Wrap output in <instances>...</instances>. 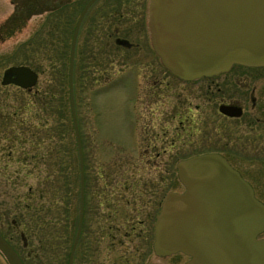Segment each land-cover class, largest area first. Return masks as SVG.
<instances>
[{
	"label": "rangeland",
	"instance_id": "obj_1",
	"mask_svg": "<svg viewBox=\"0 0 264 264\" xmlns=\"http://www.w3.org/2000/svg\"><path fill=\"white\" fill-rule=\"evenodd\" d=\"M14 6L13 0H0V81L7 67L21 64L32 67L38 73L39 87H43L49 80H52V65L61 72L57 74V77L62 79L65 76L62 72H66L67 75L69 66L70 18L65 13L68 7L59 13L58 19L52 18L51 12L43 15L33 14L24 16L8 28L9 25L6 26V24L13 17ZM91 46L93 52L91 65L89 68L83 67V70L86 69L87 77L79 73L80 68L76 67L73 70L76 117L90 147V160L93 165L90 173L91 177H94V182H89L87 203L84 198L83 217L87 218V226L84 230V237H80L75 247L72 264H143L147 261L182 264L187 258L186 255L176 253L159 257L152 249V239L149 240L157 198L164 192H181L184 189L177 179V170H175L178 157L208 151L222 153L252 185L255 196L264 202V164L244 162L241 157L243 154L239 155L234 152L230 144V130L236 129V133H243L245 122L235 124L233 120L218 112L219 103L230 102L239 97V94L223 85L228 81L232 82L230 80L233 74H222L213 81L204 82L203 122L198 126V136H191L190 126L187 127L185 136L179 130L182 128L181 124L184 125L179 122V119L184 117L183 112L186 109H181L180 114L176 112L174 117V113L171 114L170 111H173L177 105L184 108V95L193 98L196 94L194 88L188 87L189 85L187 87L175 85L176 82L157 71L154 86L137 85L136 91L139 92V97L142 93V100L141 104L137 103V106H134L139 109V112H134V110L131 116L129 107L132 101L129 102V98H126L128 91L126 85L103 82V74L115 71L116 67L112 65L108 71L104 70L100 61V54L103 50L102 40L92 42ZM254 74L262 75L263 72L256 71ZM170 80L175 84L170 83ZM211 84H216L219 89ZM235 85L239 88L234 83L233 86ZM150 89L161 92V96L154 100L145 99L143 94ZM21 90L22 88L13 84H0L2 110H9L12 106H18L21 103L25 96L24 89ZM67 93L65 89V95ZM151 111H153L152 115ZM134 116L137 119L133 132L134 142L125 145L126 139L122 138L128 123L131 120L134 121ZM157 122L167 125L166 127L171 130L170 186L166 185L167 182L164 179L167 177L164 171H167L168 165L139 161V158H145V154L141 155L143 147L137 139L138 131L142 128L145 130L147 128L149 131L148 126L157 124ZM12 127L10 122L6 123L7 129L12 130ZM236 139L237 143L243 142V136L236 137ZM128 158L135 159V163H124L123 160ZM98 166H100L99 171H97ZM106 174L117 177V182L113 181L111 183L113 186L108 185L109 191L105 190L103 193L100 189H103V183L107 182ZM31 178L36 179L33 175ZM122 183L126 185L123 187ZM72 204H70L69 214L71 220H67L71 223V227L64 233H57L52 237L54 242L52 257L55 261L53 264H65V256L71 251L74 241L72 231L75 228L73 217L77 213L76 204ZM109 210L114 211L116 215L111 220H106V212ZM1 212L2 210H0L1 232L7 236H13L17 250L24 255L23 242L20 236L16 237L14 233L12 219L6 218ZM110 221L116 226L119 225L116 228L117 239L115 241L108 239L104 234L103 238H99V225L103 223L107 225ZM260 237H264V232L260 234ZM45 259L44 255L43 260ZM0 264H8L1 252Z\"/></svg>",
	"mask_w": 264,
	"mask_h": 264
},
{
	"label": "water",
	"instance_id": "obj_2",
	"mask_svg": "<svg viewBox=\"0 0 264 264\" xmlns=\"http://www.w3.org/2000/svg\"><path fill=\"white\" fill-rule=\"evenodd\" d=\"M93 0L83 7L79 22ZM149 31L155 52L173 75L183 80L211 77L232 65L264 66V0H150ZM72 40L68 86L80 175L79 217L67 264H72L84 210V160L73 92ZM38 73L28 65H11L0 84L22 89L36 85ZM230 117L239 106L220 104ZM184 189L166 193L154 221V254L182 253L183 264H264V202L252 185L219 152H204L176 162ZM0 252L8 264H24L0 234ZM145 264H165L148 261Z\"/></svg>",
	"mask_w": 264,
	"mask_h": 264
},
{
	"label": "flooded vegetation",
	"instance_id": "obj_3",
	"mask_svg": "<svg viewBox=\"0 0 264 264\" xmlns=\"http://www.w3.org/2000/svg\"><path fill=\"white\" fill-rule=\"evenodd\" d=\"M88 1L89 0H13L15 6L12 13L13 17L10 20L12 23L8 22L6 26L9 25V28L24 16H31L33 14L43 15L51 12L53 15L52 18L58 19L60 16L59 13H62L65 7H68L65 13H67L70 18L68 37L70 38L69 55L72 40H75L73 70H75L76 67L80 68L81 70L79 73L87 77L86 69L83 70V67L89 68L91 65L93 54L91 44L101 39L103 42V50L100 54V61L104 70L108 71L112 65L116 67L115 71L109 74H103L101 71L103 74V82L105 84L120 83L126 85V89H128L126 98H129V102L132 101L129 107L131 116L134 110V112H139V109L134 108V106H137V103L141 104L142 100V93H140L139 97V92L136 91L137 85L148 84L154 86L157 71L162 72L164 74L163 76L173 80L177 84L173 83L171 80L170 83L179 85L180 87H187V85H189L188 87L194 88L196 94L193 98H189L186 94L184 95V108H180L177 105L173 111H170L171 114L174 113V117L176 112L180 114L181 109H186V111L183 112L184 117L179 119L180 123H184V125L181 124L182 128L179 130L184 133L185 136L187 135V127L189 126L191 129V136H198V126L203 122L204 82L213 81L222 74H233L231 76L232 80H230L232 82L228 81L223 85L229 88V90H232V92L239 94V97L233 101L223 103L241 107L242 114L238 117H230L222 114L219 109L218 112L233 120L235 124L241 121H244L246 124L245 131L241 134L236 133V129L230 130V144L234 152L239 155L243 154L241 157H243V161L246 163L264 164V66L234 64L228 71L211 77L183 80L166 69L155 52L149 31L150 0H93L86 8L77 27V22L83 7ZM82 63L83 66H81ZM256 71H262L263 74L255 75L254 73ZM234 83L237 84L239 88H237L236 85L233 86ZM211 86L219 89V86L216 84H211ZM143 96L145 99L154 100L161 96V92L151 91L150 89L147 93H144ZM139 99L140 101L136 102V100ZM220 104L222 103H219V105ZM137 114L141 117L139 113ZM152 114L153 111H151V115ZM136 121L137 119L134 116V121L131 120V122L128 123V127L122 138L123 140L126 139L125 145L134 142L133 132L137 125ZM129 126L131 128H129ZM166 126L167 125L157 122V124L148 126L150 129L149 131L147 128L146 130L142 128L138 131L137 139L143 147L141 155L145 154V158H139V161L142 163H164L168 165L167 171H164L167 173V177H164V179L167 182L166 185L170 186L172 143L171 130ZM240 136H243V142L237 143L236 137ZM195 154L200 153H194L192 155ZM192 155L178 157L176 162ZM134 160L135 159L131 160V158H128L124 159L123 162L135 163ZM116 179L117 177L113 180L115 183L117 182ZM106 181L107 182L103 183V188L105 189L108 188L109 184L113 185L111 184L113 181L110 183H108V179ZM158 181L160 180L158 179ZM122 185L124 187L126 184L122 183ZM167 192L161 194L156 200L157 207L156 211L153 213L149 238V240L152 239V243L154 239V221ZM115 215L116 213L111 218L115 217ZM112 221L107 223V225L111 228L110 238L112 241H115L117 239L116 228H118L119 225L116 226ZM186 257L185 261L189 258L187 255ZM145 263L146 262L143 264Z\"/></svg>",
	"mask_w": 264,
	"mask_h": 264
},
{
	"label": "trees",
	"instance_id": "obj_4",
	"mask_svg": "<svg viewBox=\"0 0 264 264\" xmlns=\"http://www.w3.org/2000/svg\"><path fill=\"white\" fill-rule=\"evenodd\" d=\"M51 70L52 80L43 87L36 83L32 92L34 87L24 89V99L18 106L2 110L0 105V210L6 218L12 219V228L16 237L20 236L25 254L17 250L13 236L5 235L1 230L0 233L17 250L24 264H53L52 237L71 227L67 221L71 220L70 204H76L77 210L73 217V237L79 217V159L69 102L68 72L67 75L62 72L65 76L61 79L57 77L61 74L57 67L52 65ZM7 122L13 126L12 130L6 128ZM79 133L87 203L89 182H94L90 173L93 165L88 140L80 126ZM99 169L100 166L97 171ZM106 176L108 183L115 178ZM104 190L109 191L108 188L100 189L105 193ZM114 214L109 210L104 217L108 220ZM83 218L81 238L87 226V218ZM103 225H99V238L104 234L111 239V228ZM69 253L65 256V264Z\"/></svg>",
	"mask_w": 264,
	"mask_h": 264
}]
</instances>
